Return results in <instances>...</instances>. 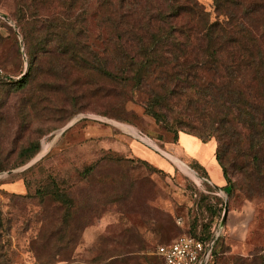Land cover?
I'll list each match as a JSON object with an SVG mask.
<instances>
[{
	"label": "trees",
	"instance_id": "16d2710c",
	"mask_svg": "<svg viewBox=\"0 0 264 264\" xmlns=\"http://www.w3.org/2000/svg\"><path fill=\"white\" fill-rule=\"evenodd\" d=\"M15 1L12 17L23 35L29 66L17 77L0 62L8 68L0 88L15 85L22 90L20 113L38 117L53 107L59 112L77 107L74 113L92 110L126 119V103L141 102L167 130L204 142L215 137L229 192L264 198V0H213L215 19L200 0ZM92 17L104 32L99 49L91 43ZM38 151L37 143L23 148V163ZM43 161L28 170L42 167ZM129 163L108 150L84 165L80 181L90 186L87 191L99 185V194L109 203L125 202L135 184ZM190 163L204 168L195 160ZM23 182L27 192L30 184ZM38 182L35 194L42 206L56 201L63 210L53 230L55 256H63V249L79 243L103 212L81 208L84 196L77 199L51 174ZM108 184H114L109 191ZM137 234L132 225L111 240H101L96 259L101 264H137L118 250L136 244ZM183 234L215 240L209 264H216L222 235ZM50 256L39 255L37 264Z\"/></svg>",
	"mask_w": 264,
	"mask_h": 264
},
{
	"label": "rangeland",
	"instance_id": "374dc122",
	"mask_svg": "<svg viewBox=\"0 0 264 264\" xmlns=\"http://www.w3.org/2000/svg\"><path fill=\"white\" fill-rule=\"evenodd\" d=\"M200 1L215 19L213 0ZM15 2L0 1V62L20 77L29 60L23 35L12 17ZM90 29L91 43L99 49L104 32L97 28L94 17ZM21 91L15 85L0 88V264H37L38 256L47 252L52 256L42 264H101L96 259L99 242L111 240L132 225L138 227L136 244L118 250H122L119 256L134 257L137 264H160L155 254L160 243L183 233L209 235L212 231L216 237L222 235L216 264L264 263V198H248L235 189L230 193L229 186L213 185L205 168L191 166L188 156L206 162L215 154V137L202 142L192 134L180 146L183 153H178L182 131L158 124L138 101L126 103V119L92 110L74 113L77 107L68 112L53 107L45 115L26 117L19 110ZM32 143L39 144V151L23 163L26 157L21 151ZM139 148L155 152L162 166L140 156ZM108 150L130 161L128 169L135 184L132 198L125 202L109 203L99 194V185L92 184L93 191H87L90 186L80 181L84 165L94 163ZM43 159L42 167L28 170ZM45 174L55 177L77 199L84 196L81 208L103 212L83 231L79 243L63 247V256H55L53 235L59 222L56 218L63 213L56 208L60 203L48 200L49 206L43 207L35 194L38 180ZM210 176L218 177L214 171ZM23 180L30 184L27 192ZM113 187L108 184V191ZM81 191L85 193L79 195ZM68 258L71 260H65Z\"/></svg>",
	"mask_w": 264,
	"mask_h": 264
},
{
	"label": "built area",
	"instance_id": "2783aa9c",
	"mask_svg": "<svg viewBox=\"0 0 264 264\" xmlns=\"http://www.w3.org/2000/svg\"><path fill=\"white\" fill-rule=\"evenodd\" d=\"M5 69L0 65V81L7 78ZM215 240L202 239L183 234L169 243H160L155 254L160 264H209Z\"/></svg>",
	"mask_w": 264,
	"mask_h": 264
},
{
	"label": "crops",
	"instance_id": "0c3cea01",
	"mask_svg": "<svg viewBox=\"0 0 264 264\" xmlns=\"http://www.w3.org/2000/svg\"><path fill=\"white\" fill-rule=\"evenodd\" d=\"M191 135L192 134L180 132L179 137H178V142H179V148H178L179 150H177L178 153H183V150L180 148V146H181L182 142H184L188 137H191ZM216 148H217V146H216ZM138 154L140 156H142L143 158H146V159L150 160L151 162H154L155 164H157L159 166H162V164H163L162 161L161 162L159 161L158 155L155 152H153L152 150H147V149L144 150L142 148H139ZM188 157H189V159L197 161L201 166H203L207 170L208 175H209V181L213 185H215L219 188H224L227 185V181H226V178L224 176L223 169H222L220 163L218 162V160L216 158V151H215V154L213 156H211L210 158H208V160L206 162H204V161L199 162L197 159H195L192 156H188ZM211 171H214V174H216L218 177L217 176H216L217 178H213V176L211 177L210 176Z\"/></svg>",
	"mask_w": 264,
	"mask_h": 264
},
{
	"label": "water",
	"instance_id": "95a60500",
	"mask_svg": "<svg viewBox=\"0 0 264 264\" xmlns=\"http://www.w3.org/2000/svg\"><path fill=\"white\" fill-rule=\"evenodd\" d=\"M160 153H162L163 155H165L168 158L174 159L172 158L171 154L167 153L166 151H164L163 149L157 148L155 147ZM40 158V157H39ZM38 160V159H37ZM175 160V159H174ZM227 209V208H226ZM225 224V218L222 220L221 224H220V229L224 226Z\"/></svg>",
	"mask_w": 264,
	"mask_h": 264
},
{
	"label": "bare ground",
	"instance_id": "6f19581e",
	"mask_svg": "<svg viewBox=\"0 0 264 264\" xmlns=\"http://www.w3.org/2000/svg\"><path fill=\"white\" fill-rule=\"evenodd\" d=\"M145 141H148L147 139H144ZM172 158H174L173 156H172ZM189 173V172H188ZM192 175V174H191ZM194 176V175H193Z\"/></svg>",
	"mask_w": 264,
	"mask_h": 264
}]
</instances>
